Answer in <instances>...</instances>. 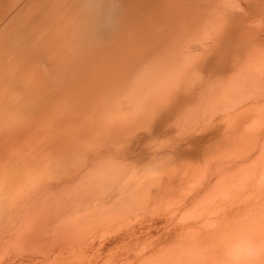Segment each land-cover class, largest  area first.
Here are the masks:
<instances>
[{
    "label": "rangeland",
    "instance_id": "374dc122",
    "mask_svg": "<svg viewBox=\"0 0 264 264\" xmlns=\"http://www.w3.org/2000/svg\"><path fill=\"white\" fill-rule=\"evenodd\" d=\"M0 264H264V0H0Z\"/></svg>",
    "mask_w": 264,
    "mask_h": 264
},
{
    "label": "crops",
    "instance_id": "0c3cea01",
    "mask_svg": "<svg viewBox=\"0 0 264 264\" xmlns=\"http://www.w3.org/2000/svg\"><path fill=\"white\" fill-rule=\"evenodd\" d=\"M52 3H53L55 6L60 5L59 3H55V2H52ZM12 5H13V4H12ZM12 5H11V6H12ZM61 5H62V3H61ZM11 6H10V7H11ZM30 20H31V18H29L28 20L26 19L24 22L22 21V22H21V25H23V23H24V24H27ZM29 23L31 24V23H32V20H31ZM115 24H118L117 21H115Z\"/></svg>",
    "mask_w": 264,
    "mask_h": 264
},
{
    "label": "bare ground",
    "instance_id": "6f19581e",
    "mask_svg": "<svg viewBox=\"0 0 264 264\" xmlns=\"http://www.w3.org/2000/svg\"><path fill=\"white\" fill-rule=\"evenodd\" d=\"M33 51V50H32Z\"/></svg>",
    "mask_w": 264,
    "mask_h": 264
}]
</instances>
